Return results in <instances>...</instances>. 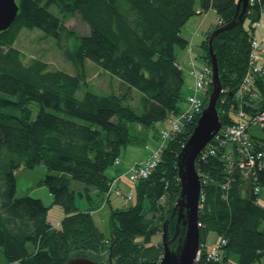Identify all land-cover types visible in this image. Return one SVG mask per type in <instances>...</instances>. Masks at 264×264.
I'll list each match as a JSON object with an SVG mask.
<instances>
[{
  "label": "trees",
  "instance_id": "obj_1",
  "mask_svg": "<svg viewBox=\"0 0 264 264\" xmlns=\"http://www.w3.org/2000/svg\"><path fill=\"white\" fill-rule=\"evenodd\" d=\"M18 4L16 19L0 32V264H66L78 256L102 261L94 256L105 251L112 264H160L163 245L153 243V238L167 220L174 232L172 214L181 190L178 155L198 118L169 140L156 168L135 183L131 204L111 208L109 232L94 212L110 189L114 176L109 171L124 149L153 142L152 131L158 138L156 124L183 109L184 71L176 47L189 43L183 35L186 23L210 10L222 20L202 42L201 57L211 64L209 37L237 17L238 0H18ZM263 8L264 0L248 6L244 20L237 19L213 41L223 86L217 104L223 126L235 121L238 104L231 92L247 72L255 35L252 24L261 19ZM76 14L89 25L88 34L78 35L65 25ZM23 29H39L54 37L78 73L28 57L15 46ZM87 60L119 79L118 93L86 91L77 96ZM212 88L213 83L206 102ZM253 89L260 98L243 109L256 114L264 111V78ZM136 93L140 100L134 105ZM261 129L262 135L253 138L264 150V126ZM225 152L220 148L196 160L204 199L199 208L202 253L195 264H225L229 258L234 264H262L264 206L255 187L264 188V167L256 164L246 176L239 166L228 167ZM40 164L48 172L38 185L48 187L51 206L41 198L16 197L18 172ZM72 180L83 182L84 189L76 191ZM77 193L86 198L88 209L77 205ZM53 205L65 212L57 226L48 219ZM211 232L227 241L220 247L223 261L208 257L216 243L207 244Z\"/></svg>",
  "mask_w": 264,
  "mask_h": 264
},
{
  "label": "built area",
  "instance_id": "obj_2",
  "mask_svg": "<svg viewBox=\"0 0 264 264\" xmlns=\"http://www.w3.org/2000/svg\"><path fill=\"white\" fill-rule=\"evenodd\" d=\"M259 1L260 0H249V6L254 7ZM263 17L264 8L262 9L261 19L253 22L252 27H262ZM218 21L220 23L222 22L219 18ZM191 62L189 76L192 78L193 82L190 87V92L183 101V109L176 114L170 115L168 125H163L164 123L160 122L159 138L156 142L147 145V148L150 149L148 157L143 161H134L129 166L127 175L132 187L129 190H123L120 186L121 176L119 175L110 183V189L106 194V198L116 197L118 199H123L125 202L132 201L134 198L135 183L140 179L147 178L156 168L161 159L162 150L167 146L169 140L194 122L196 118H199L204 111L207 104L205 100L212 84V65L204 63L202 66L197 67L193 58H191ZM260 78H264V40L254 36L250 43L247 72L234 93V98L238 104L235 121L221 128L212 139L214 140L213 143L211 140L199 155L202 159L207 158L209 155L216 154L220 148H223L226 149L224 157L230 169L237 165L244 170L247 176L256 164L259 167H264V150L257 147L250 132L251 126H264V111L251 114L243 109L245 103L249 104L260 98L258 92L253 89V85ZM118 164H120V158L116 160V165ZM204 181H206V179ZM261 189L260 186H256L255 193H260ZM226 242L225 238H219L216 243L209 248L208 257L223 261L220 247ZM201 253L202 249L199 252V258ZM224 263L234 264L235 262L233 259L229 258Z\"/></svg>",
  "mask_w": 264,
  "mask_h": 264
},
{
  "label": "water",
  "instance_id": "obj_3",
  "mask_svg": "<svg viewBox=\"0 0 264 264\" xmlns=\"http://www.w3.org/2000/svg\"><path fill=\"white\" fill-rule=\"evenodd\" d=\"M249 0H238V15L229 24L215 29L209 37V57L213 68V88L204 111L197 124L183 145L178 155V174L181 181L180 195L173 209L176 218L173 234L169 220L162 230L163 255L160 264H195L200 252L199 208L202 194V180L196 168V160L203 149L222 128L221 117L217 107L223 92L219 73V64L213 47L215 37L223 30L234 26L237 19L244 20L248 11ZM19 11L18 0H0V32L8 29L16 19ZM234 91L231 92V96ZM112 264V258L109 259ZM66 264H107L87 256L70 259Z\"/></svg>",
  "mask_w": 264,
  "mask_h": 264
},
{
  "label": "rangeland",
  "instance_id": "obj_4",
  "mask_svg": "<svg viewBox=\"0 0 264 264\" xmlns=\"http://www.w3.org/2000/svg\"><path fill=\"white\" fill-rule=\"evenodd\" d=\"M52 10L58 13V10L56 7H52ZM211 17L213 16V19H215V14L212 13ZM206 17V16H205ZM203 19V18H202ZM206 19V18H205ZM263 25L262 27H258L255 29V35L259 37V39L264 40V17H263ZM65 25L75 30L76 34L78 35H86L90 32L89 25L82 20L79 14H76L75 16H72L68 18ZM202 23L200 24V27H202ZM72 42L70 43V46L74 44V40L72 39ZM15 46L22 50L28 57H37L40 58L50 64L52 68H57L61 70H65L71 74H77L78 70L73 65V63L66 58L64 52L59 48L57 41L52 36H47L43 31L39 29H23L16 42ZM187 48V47H186ZM183 50V56L181 55V51ZM191 51V49H190ZM188 52V51H187ZM176 53L178 57L183 60V57L186 55V51L181 48L180 46L176 47ZM202 52L200 51V48L196 45L194 47V61L197 65V67L202 66L205 63V60L203 57L200 56ZM192 54V53H191ZM190 60V65H191ZM99 65L96 63L87 60L86 61V67H85V82L82 83L80 89L77 91V96L79 98L83 97L84 93L86 91H94L97 93H118L120 89V83L119 79L117 77H113L110 74L101 71ZM191 70V68H190ZM189 70V71H190ZM213 78V77H212ZM193 82V80H192ZM192 85V84H191ZM183 92L185 94L186 90L183 89ZM140 95L137 93L134 95L132 104L136 105L139 104ZM33 107L35 108L34 111H37L38 105L36 103H33ZM169 118L164 121L163 125H168ZM251 134L256 135H262V129L260 126H251L250 127ZM160 135V134H158ZM153 142H156L157 139L155 137L151 138ZM130 166V165H129ZM129 168V167H128ZM128 171V170H127ZM126 176L129 180V177ZM48 172L47 167L44 164H40L36 166L34 169H26L24 171H19L17 174V192L16 197H22V196H32L35 198L40 197L41 195H45L44 191H48V187L44 185H38V181ZM130 181V180H129ZM71 187L74 188L76 191L83 190L85 187V184L81 181L72 180ZM132 187V184L130 182V187L127 189L129 190ZM116 197H108L104 199L102 205L104 203H107L109 199ZM80 196L77 193V205L80 207L81 202L84 203V201L80 202ZM204 199V196L202 194L201 201ZM46 201V200H44ZM118 201L121 203L122 207H125L129 204H131V201L125 202L123 199H118ZM82 203V205H83ZM82 207V206H81ZM147 207V206H146ZM119 208V207H118ZM148 208V207H147ZM146 208V209H147ZM65 215L64 209L59 205H53L52 208H50L48 219L55 224L60 219H62ZM97 222L102 227L103 230L106 232H109V214L106 212L105 214L101 212V217L99 213H95ZM162 232H160L158 235H156L153 238V243H159L162 242ZM141 240V239H139ZM210 240H218L216 238V234L211 232L209 235V238L207 240V243L210 242ZM215 241V242H216ZM30 249H32V246L29 245ZM202 249V247H201ZM98 259H101L105 261L107 264H109V256L108 251L102 253L101 255L94 256Z\"/></svg>",
  "mask_w": 264,
  "mask_h": 264
},
{
  "label": "crops",
  "instance_id": "obj_5",
  "mask_svg": "<svg viewBox=\"0 0 264 264\" xmlns=\"http://www.w3.org/2000/svg\"><path fill=\"white\" fill-rule=\"evenodd\" d=\"M212 13L215 14V12L212 10L205 12V13H198L197 15L193 16L186 23V25L183 29V35L189 40V44L187 45V48H183L186 51V55H185V57H183V60H181L179 57H178V60L180 62L181 67L184 70V82H185L184 87L186 90V95L190 92V87L192 84V78L189 76V70L191 68V65H190V58H191L190 49H191L192 57L194 55V47H196V45L200 48V51L202 52L200 54V56H202V54L204 53V48L202 47V42L204 41V39L207 35V32L217 22V15L215 14V19H213V16L211 17V15H213ZM201 23L203 25L202 27H200ZM182 52H183V50L180 52L181 55L183 56ZM158 127H161V123L156 124V129H158ZM151 138H153V131L151 132ZM149 153H150V149L145 147V146L144 147L143 146L142 147H140V146H128L124 149L122 157L120 158V164L116 165V167L114 169L109 171V174L111 176H117L118 174L121 175L120 186L123 188V190H127L130 187V181L128 180V178L125 174L126 171L128 170L129 165L134 161H142V160L146 159L148 157ZM79 191H81V190H79ZM44 194L45 195H41L38 198H41L43 201L46 200V201H44V203L47 206H51L53 203V197H52L50 191L45 190ZM80 198H81L80 202L84 201V203L81 202L80 205L82 207L80 206V208L88 209L89 203L86 200V198H84L82 196H80ZM82 203H83V205H82ZM259 203L264 206V188H262V190L259 194ZM118 207H122L121 203L118 201V198L117 199L111 198L108 200L107 203H104L103 205H101V207L97 211H95L94 213H99L100 217H101V212H103L104 214L106 212H108V214L110 215L111 208H118ZM49 211H50V209H49ZM48 214H49V212H48ZM62 219H60L58 222H56L55 225L56 226L59 225ZM213 242H214V240H210V242L207 244L209 246H211ZM262 264H264V261L262 262Z\"/></svg>",
  "mask_w": 264,
  "mask_h": 264
}]
</instances>
